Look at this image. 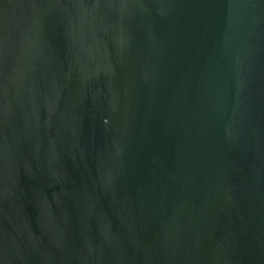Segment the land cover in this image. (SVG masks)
<instances>
[{
    "label": "water",
    "instance_id": "water-1",
    "mask_svg": "<svg viewBox=\"0 0 264 264\" xmlns=\"http://www.w3.org/2000/svg\"><path fill=\"white\" fill-rule=\"evenodd\" d=\"M0 264H264V0H0Z\"/></svg>",
    "mask_w": 264,
    "mask_h": 264
}]
</instances>
